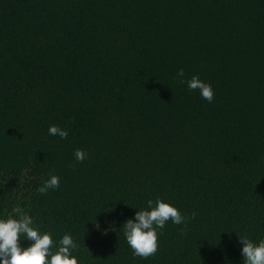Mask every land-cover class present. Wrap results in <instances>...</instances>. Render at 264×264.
Masks as SVG:
<instances>
[{
  "label": "trees",
  "instance_id": "obj_1",
  "mask_svg": "<svg viewBox=\"0 0 264 264\" xmlns=\"http://www.w3.org/2000/svg\"><path fill=\"white\" fill-rule=\"evenodd\" d=\"M157 198L188 220L136 257L120 229ZM14 206L78 264H242L239 236L264 239V0H0V217Z\"/></svg>",
  "mask_w": 264,
  "mask_h": 264
},
{
  "label": "clouds",
  "instance_id": "obj_2",
  "mask_svg": "<svg viewBox=\"0 0 264 264\" xmlns=\"http://www.w3.org/2000/svg\"><path fill=\"white\" fill-rule=\"evenodd\" d=\"M184 77L181 69L178 73ZM188 90L199 91L200 96L211 103L214 99V89L198 75L183 81ZM48 135L65 139L68 131L59 126L48 128ZM74 158L78 162L86 159L82 149H76ZM60 177L49 174L37 192L47 194L49 190L58 189ZM135 209V208H134ZM188 217L177 207L161 198L148 200L146 207L136 211L133 218L127 219L120 230L136 257L148 258L158 251V234L162 233L166 224L171 221L175 225L186 224ZM115 228V222H109ZM108 230H105L104 234ZM24 241L30 243L24 245ZM242 245L240 255L242 264H264V239L254 242L247 237H240ZM78 245L70 233H65L58 241L51 232L42 231L36 225L34 218L20 206H14L6 217H0V264H78V257L73 253Z\"/></svg>",
  "mask_w": 264,
  "mask_h": 264
}]
</instances>
